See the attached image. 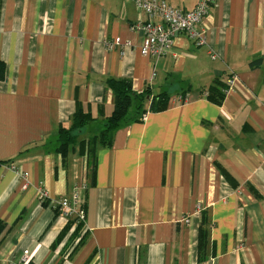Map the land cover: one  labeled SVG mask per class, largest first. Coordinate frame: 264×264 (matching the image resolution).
I'll list each match as a JSON object with an SVG mask.
<instances>
[{"label": "crops", "instance_id": "1", "mask_svg": "<svg viewBox=\"0 0 264 264\" xmlns=\"http://www.w3.org/2000/svg\"><path fill=\"white\" fill-rule=\"evenodd\" d=\"M145 19L132 0H0V264H264V0H217L206 44L159 59ZM109 80L168 107L64 159L58 129L79 107L104 122ZM78 186L82 224L55 206Z\"/></svg>", "mask_w": 264, "mask_h": 264}, {"label": "built area", "instance_id": "2", "mask_svg": "<svg viewBox=\"0 0 264 264\" xmlns=\"http://www.w3.org/2000/svg\"><path fill=\"white\" fill-rule=\"evenodd\" d=\"M136 8L145 14L146 19L138 21L131 29L144 35V42L140 48L144 57L159 59L173 53L175 37L186 35L196 46H204L206 38L204 31L200 28L203 20L209 15L217 0H197L196 6L191 11H184L169 5L165 0H132ZM121 44L117 39L111 47ZM215 56H213V59ZM234 80L228 79L227 89L230 92L234 86ZM179 102L185 98L180 97ZM25 176V175H23ZM84 186L75 187L74 198L66 197L55 202L62 215L68 219L76 217L80 222L85 221V211L82 208L81 193L85 191ZM47 194L43 193L45 199Z\"/></svg>", "mask_w": 264, "mask_h": 264}, {"label": "trees", "instance_id": "3", "mask_svg": "<svg viewBox=\"0 0 264 264\" xmlns=\"http://www.w3.org/2000/svg\"><path fill=\"white\" fill-rule=\"evenodd\" d=\"M5 74V64L0 62V81L5 78ZM107 85L114 95V110L110 116L104 119L103 129L94 139L93 151L99 147L110 146L114 133L121 127L141 121L148 112L163 111L169 104V96L166 93L154 96L150 89L137 93L133 90L132 83L129 80H109ZM208 97L217 103H221L224 99V95L214 91V89ZM96 121L97 118L90 112H84L79 107L71 119L70 126H61L58 129L57 153L66 159L70 148L75 147L79 143V137L84 129ZM84 144L85 141L80 142L82 149L85 150ZM2 164L3 162L0 161V168ZM83 206L82 204V208L85 211ZM76 220L82 224L78 219ZM6 228V223L0 220V245Z\"/></svg>", "mask_w": 264, "mask_h": 264}, {"label": "rangeland", "instance_id": "4", "mask_svg": "<svg viewBox=\"0 0 264 264\" xmlns=\"http://www.w3.org/2000/svg\"><path fill=\"white\" fill-rule=\"evenodd\" d=\"M103 125L104 122H93L87 128L84 129L81 135L89 138L93 142L95 137L99 135L102 131Z\"/></svg>", "mask_w": 264, "mask_h": 264}]
</instances>
